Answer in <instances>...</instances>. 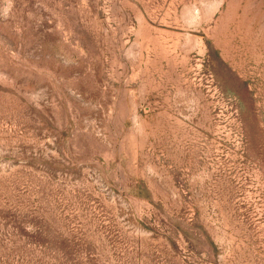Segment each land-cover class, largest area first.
<instances>
[{
  "label": "rangeland",
  "instance_id": "374dc122",
  "mask_svg": "<svg viewBox=\"0 0 264 264\" xmlns=\"http://www.w3.org/2000/svg\"><path fill=\"white\" fill-rule=\"evenodd\" d=\"M0 264H264V0H0Z\"/></svg>",
  "mask_w": 264,
  "mask_h": 264
}]
</instances>
